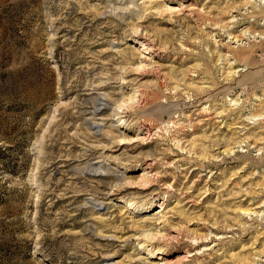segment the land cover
<instances>
[{
    "label": "rangeland",
    "instance_id": "obj_1",
    "mask_svg": "<svg viewBox=\"0 0 264 264\" xmlns=\"http://www.w3.org/2000/svg\"><path fill=\"white\" fill-rule=\"evenodd\" d=\"M0 264H264V0H0Z\"/></svg>",
    "mask_w": 264,
    "mask_h": 264
}]
</instances>
